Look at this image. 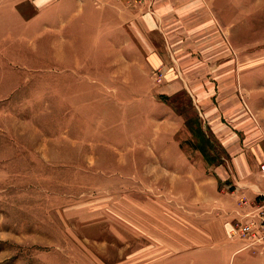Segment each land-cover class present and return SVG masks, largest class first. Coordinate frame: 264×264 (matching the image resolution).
Here are the masks:
<instances>
[{"label": "rangeland", "instance_id": "obj_1", "mask_svg": "<svg viewBox=\"0 0 264 264\" xmlns=\"http://www.w3.org/2000/svg\"><path fill=\"white\" fill-rule=\"evenodd\" d=\"M227 3L248 36L226 41L242 47L227 64L264 66V0ZM92 12L0 50V264H225L215 244L246 239L217 205L224 178L242 151L264 159V122L214 135L229 120L210 109L233 81L195 75L217 100L199 103L127 50L113 55Z\"/></svg>", "mask_w": 264, "mask_h": 264}, {"label": "crops", "instance_id": "obj_2", "mask_svg": "<svg viewBox=\"0 0 264 264\" xmlns=\"http://www.w3.org/2000/svg\"><path fill=\"white\" fill-rule=\"evenodd\" d=\"M227 1L0 0V29L4 28L2 30L5 31V43L0 42V50H23L29 41L32 43L31 48H34L33 42L40 38L42 24L53 26L61 16L68 17L65 22L72 23L69 17L73 13L78 12L83 17L89 12L93 15L94 10L102 27L100 30L105 34L104 39L112 41L113 55L119 54L120 50L124 54V50H127L129 56L137 57L135 61L142 65V70L165 72L170 88L176 91L188 89L197 102H205L204 99L208 98L210 104L217 100L210 98L215 97L212 86L204 89V85L197 84L196 87L193 81L198 82L200 79H194L195 75L201 77V74L213 73L214 78L223 73L226 80L222 83L233 81V90L225 91L220 96L222 108L216 112L210 109L209 112L211 117L228 119L229 126L221 127L214 122L213 126H216L210 130L214 131V135L245 136L252 128L251 124L260 132L263 130L264 66L227 64L237 52L242 56V47H233V54L226 41L231 44L233 34L237 32L241 39L242 34L243 39L248 38L246 25L243 29L241 23L238 28L232 27L226 10ZM47 30H50V26ZM51 31L54 32L53 27ZM261 35L256 33L255 38ZM204 77L210 80L208 75ZM262 161L251 157L247 150L232 157L230 173L224 178L229 188L222 190L221 204H217L222 210L231 212L224 219L230 226L227 228L230 233L234 228L233 220H242L249 210L244 200L254 201L264 194V172L260 168ZM248 241L223 240L217 242L215 247L225 252V264H264V244H250Z\"/></svg>", "mask_w": 264, "mask_h": 264}, {"label": "built area", "instance_id": "obj_3", "mask_svg": "<svg viewBox=\"0 0 264 264\" xmlns=\"http://www.w3.org/2000/svg\"><path fill=\"white\" fill-rule=\"evenodd\" d=\"M260 168L264 172V159ZM244 203L249 207V210L243 215L239 224L234 227L235 231L251 241L252 244H264V194L254 201L245 199Z\"/></svg>", "mask_w": 264, "mask_h": 264}, {"label": "bare ground", "instance_id": "obj_4", "mask_svg": "<svg viewBox=\"0 0 264 264\" xmlns=\"http://www.w3.org/2000/svg\"><path fill=\"white\" fill-rule=\"evenodd\" d=\"M185 224V223H184ZM132 227V226H131ZM143 228V227H142ZM194 230V229H193ZM185 238V237H184ZM191 241V240H190ZM195 241V240H194ZM162 247V246H161ZM160 248V247H159ZM166 248V247H165ZM172 250V249H171ZM146 254H147V252H146ZM146 254L144 253L143 255H144V258L146 257ZM150 254V253H149ZM143 258V257H142ZM154 258H156V257H154ZM136 259V258H135ZM134 259V260H135ZM153 259V258H152Z\"/></svg>", "mask_w": 264, "mask_h": 264}]
</instances>
